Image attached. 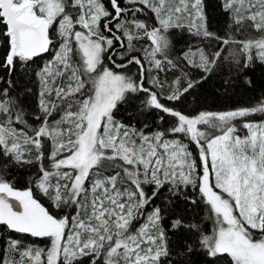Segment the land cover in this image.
<instances>
[{
  "label": "snow or ice",
  "instance_id": "snow-or-ice-1",
  "mask_svg": "<svg viewBox=\"0 0 264 264\" xmlns=\"http://www.w3.org/2000/svg\"><path fill=\"white\" fill-rule=\"evenodd\" d=\"M180 3L182 7L172 8L168 0H109L106 7L102 0H0V37L5 43L0 83L7 85L0 90V160L36 167L25 188L5 177L7 164L0 168V226L51 242L47 249L23 248L21 240L10 237L3 264H193L198 251L204 264L224 257L230 258L226 264H264V122L247 120L264 113V101L252 108L190 115L145 87V61L135 41L150 42L146 56L157 69L164 63L177 67L169 58L165 33L179 26L178 14L183 12L205 19L201 0ZM69 6L77 10L75 15ZM225 6L237 15L243 10L248 15L241 19H250L264 32V0H225ZM146 10L155 14L159 27L149 28L140 19ZM193 26L197 35L219 39L206 23ZM57 42L52 59L35 71L41 91L32 124L19 98L9 96L15 87L12 77L18 65L27 68ZM238 43L241 54L255 48L264 62V36ZM220 56V51L201 50L200 67L211 73ZM252 59L236 58L235 64L248 68ZM132 65L138 69L135 77L126 71ZM58 77L67 82L58 85ZM200 82L190 80L166 99L178 103ZM53 92L59 104L50 100ZM140 92L145 94L141 108L171 117V127L145 135L114 118L118 104ZM65 105L63 115L51 122ZM237 119L245 121L244 137L237 135ZM181 134L188 143L176 138ZM106 161L114 174L100 171ZM165 186L170 195L161 198ZM187 186L198 188L209 208L210 235L187 222V207L181 210L174 203ZM37 192L51 207L40 202ZM184 202L198 204L196 199ZM65 209L69 211L60 215ZM12 252H19L18 261L8 258Z\"/></svg>",
  "mask_w": 264,
  "mask_h": 264
},
{
  "label": "trees",
  "instance_id": "trees-1",
  "mask_svg": "<svg viewBox=\"0 0 264 264\" xmlns=\"http://www.w3.org/2000/svg\"><path fill=\"white\" fill-rule=\"evenodd\" d=\"M102 2L106 7H110L109 0H102ZM201 2L205 19L200 21V23H206L208 31L214 33L219 39H208L202 34L197 35V27L188 25V22H194L189 14H187L184 19L178 18L179 26H173L167 31L170 37L168 55L178 66L172 67L164 63L161 69H157L153 64L147 61L148 58L144 60L145 69L147 70L146 75L151 78L149 82L151 85L148 87L153 88L160 94L163 103L169 106L175 104L177 108H182L190 115L198 114L201 111L220 112L258 106L264 101V62H261L254 53L246 52L241 54L240 45L238 48L239 54L237 53L235 57L233 56L235 54L234 52H230L225 57L221 54L218 64L211 73H206L203 68L200 67L201 60L197 61L190 55L192 49L197 52H201L202 49L206 53H211L208 44L215 48L219 46H221V49L224 48L227 44H224L223 41L226 39L229 31L245 24L253 25V22L250 19H241V17L248 14L240 13V15H237L235 11L227 9L225 0H201ZM69 7L73 15H75L77 10L71 9V6ZM151 17L156 24L159 25L155 14L152 12ZM140 19L146 23V17L143 13ZM237 20L240 22L237 23ZM173 23L174 25L177 23V17H173ZM56 27H58V23H56ZM2 30L3 25H0V31ZM53 33V38L58 41L59 38L55 35V28L53 29ZM143 42L150 44L149 41L144 38H139L135 41V50L140 54H143ZM58 46L59 43L57 42L53 47ZM184 53H188L186 59L184 58ZM4 54L5 43L3 38L0 37V57ZM249 55L253 57L250 66L244 68L243 64H241L238 69L235 64V59L240 58L246 60ZM45 56L46 54L36 58L35 62L30 63L27 68H21L18 65L16 73L12 77L15 87L10 90L9 96L12 99L19 98L18 103L23 105L24 111L28 115L29 123L32 124H35L31 119L32 116L39 114L38 102L39 92L41 91V84L35 76V71H38L40 67L49 61L44 60ZM160 59L163 60V57ZM131 67H133L135 71V75H133V77H135L138 71L137 66L132 65ZM4 75L5 73L0 71V76ZM153 79L158 81V83H156L158 87L152 83ZM190 80H198L201 82L191 89L178 103L166 99V97L171 94L166 92L168 88H171L173 91L177 87H186ZM4 87H7V85L0 83V90ZM28 89H31V91L26 94ZM54 98H56V96L52 94L50 100L59 104L60 101L57 98V100H54ZM144 99L145 94L140 92L136 94L135 99H131L130 97V102L119 103L118 108L114 110V118L117 121H123L125 124L131 123L135 129L141 128L143 133H153L171 127V117L159 110L141 108V102ZM66 108L67 105L54 112L51 117V122L58 120L60 116L63 115ZM130 116L134 117L131 121L128 119ZM160 116L164 117L163 122H160ZM247 120L251 122L264 120V113H253L247 117ZM244 122L245 121L242 119H237L233 122L240 134L245 133V129L243 128ZM46 147L50 151V141L47 142ZM190 148L197 154L195 145H190ZM6 164L8 167L7 171L4 173L5 177L10 182H13L17 188L28 187L31 177L36 172V167L30 165L16 166L10 164L6 160H0V168H3ZM169 195L168 186H165L160 193V197L163 198ZM37 198L45 207H51V201L39 192H37ZM185 198L196 199L198 204H188L186 206L184 202ZM159 202L160 200L158 199L157 203ZM174 203H176L181 210L187 207V216L189 218L187 222L198 224L205 234L210 235L212 233L213 221L209 219V208L200 200L198 188L194 189L192 186L183 188L181 195L174 198ZM67 211L69 210L65 209L64 212H60L59 214L64 215ZM10 237L21 240L23 248H27L31 245L35 248L47 249L49 245L48 238L31 237L27 234L10 232L6 227L0 226V264H3L6 257V249L8 248V240ZM192 239L195 240L196 237L193 236ZM23 248H21V250H23ZM7 255L9 259H15L17 261L20 258L19 252H12ZM229 259L230 258L227 257L220 258L216 260L215 264H226ZM192 262L193 264H204L203 255L200 254L199 251L194 253ZM85 264H87L86 261Z\"/></svg>",
  "mask_w": 264,
  "mask_h": 264
},
{
  "label": "rangeland",
  "instance_id": "rangeland-1",
  "mask_svg": "<svg viewBox=\"0 0 264 264\" xmlns=\"http://www.w3.org/2000/svg\"><path fill=\"white\" fill-rule=\"evenodd\" d=\"M186 2H188V3H191L192 2V0H186ZM168 5L169 6H171L172 8H175V7H177V6H181L182 7V5H181V3H180V0H168ZM237 6L239 7V5L237 4ZM245 7H247V5H245ZM241 13H245L243 10H241ZM187 14H189V12H183L182 14H178V18L179 19H184L185 17H186V15ZM246 14V13H245ZM143 15L146 17V24L148 25V27L149 28H152L153 26H156V27H159V25H157L156 24V22L152 19V17H151V11H145L144 13H143ZM191 18H192V20L194 21V22H191V23H189L188 22V25H190V26H193V24H199L200 23V20H198L197 18H196V16H195V13L193 12L192 13V15H191ZM59 21L57 20V22L56 23H58ZM76 30H80L79 29V27H77V29ZM168 37H169V34L166 32L165 33ZM262 36H264V32H259V31H257L254 27H253V25H251V24H245V25H242V26H239V27H235L233 30H231V31H229L228 32V35H227V37H226V39L227 40H230V41H234V42H231V43H228L224 48H222L221 49V46H219V47H213V46H211L210 44H208V47H209V49L211 50V53H215L216 51H220L221 52V54L225 57L226 55H228L230 52H234L235 53V56L237 55V53L239 54V46H240V44L238 43V42H240V41H247V40H249V39H253V40H255V39H259L260 37H262ZM169 41H170V37H169ZM141 43V42H140ZM150 43V42H149ZM142 46H144V49H143V54H140V56L141 57H143L144 58V60H146L147 59V56H146V50L147 51H149L150 52V44H147L146 42H143V45ZM59 48V46L58 47H53V50H51L50 51V54L49 53H47L46 54V56H45V58H44V60H51L52 59V57H53V55L55 54V50L56 49H58ZM234 48H236V49H234ZM202 50V49H201ZM233 50H235V51H233ZM203 51V50H202ZM204 53H206L205 51H203ZM250 53L252 52V53H254L255 54V56L256 57H258V52H257V49H255V48H253V49H251L250 51H249ZM200 53L201 52H197V51H195L194 49H192L191 50V52H190V55L195 59V60H197V61H199V60H201V58H200ZM185 54V53H184ZM207 54V53H206ZM234 56V55H233ZM234 56V57H235ZM161 57H163L162 55H159L158 54V57L157 58H161ZM148 61V60H147ZM105 62L106 63H108V61H107V59H105ZM149 70V69H148ZM127 73L129 74V75H135V71L133 70V67H129L127 70ZM147 71V70H146ZM145 75H146V73H145ZM149 75H150V73H149ZM151 76V75H150ZM146 77H147V80H146V86L145 87H148L149 85H151L149 82H150V77L148 76V75H146ZM155 78V77H154ZM154 80V79H153ZM153 80H152V82H153ZM60 82L62 83V82H67L66 81V78H64V77H58L57 78V80H56V83L59 85L60 84ZM173 84V83H172ZM155 86H157L158 87V85L157 84H154ZM167 89V88H166ZM166 92L168 93V94H170L171 92H172V89L171 88H168L167 90H166ZM53 96H55V93L53 92ZM54 100H57L56 98H54ZM260 122H264V120H258V121H256V122H254V123H260ZM64 127L66 128L67 126L66 125H64ZM201 128H202V130H204L205 129V126H201ZM136 131H138V132H143L142 131V129L141 128H139V129H136ZM145 135H151L152 133H144ZM217 134H219V133H217ZM237 135H239L240 137H244V136H246L247 135V130L245 129V133L244 134H240L238 131H237ZM169 138H172V137H169ZM177 139H182L183 140V142L184 143H188V140H187V138L186 137H183L182 136V134L180 135V136H178V137H176ZM195 149H196V146H195ZM190 150L192 151V149L190 148ZM194 154H195V152L194 151H192ZM197 155H198V153H197ZM117 163H119V162H117ZM101 172H102V174L103 175H112V174H114V170H113V166L110 164V162H105L104 163V167L100 170ZM143 221H141V223H142ZM50 240H49V245H48V247L50 246ZM47 247V248H48ZM22 251V250H21ZM20 259V258H19Z\"/></svg>",
  "mask_w": 264,
  "mask_h": 264
},
{
  "label": "water",
  "instance_id": "water-1",
  "mask_svg": "<svg viewBox=\"0 0 264 264\" xmlns=\"http://www.w3.org/2000/svg\"><path fill=\"white\" fill-rule=\"evenodd\" d=\"M10 199V202H11V198H9ZM14 203H16L17 205H18V202H14ZM22 210V209H21Z\"/></svg>",
  "mask_w": 264,
  "mask_h": 264
}]
</instances>
